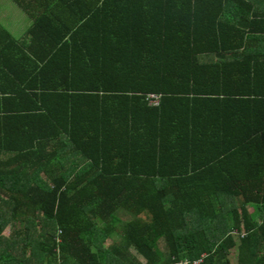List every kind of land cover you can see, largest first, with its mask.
Instances as JSON below:
<instances>
[{"label": "trees", "instance_id": "16d2710c", "mask_svg": "<svg viewBox=\"0 0 264 264\" xmlns=\"http://www.w3.org/2000/svg\"><path fill=\"white\" fill-rule=\"evenodd\" d=\"M12 1L0 264H264L258 0Z\"/></svg>", "mask_w": 264, "mask_h": 264}, {"label": "crops", "instance_id": "0c3cea01", "mask_svg": "<svg viewBox=\"0 0 264 264\" xmlns=\"http://www.w3.org/2000/svg\"><path fill=\"white\" fill-rule=\"evenodd\" d=\"M250 4L254 7L253 11H264V0H258L255 3L253 2ZM24 19H28V23L25 29H24V26L21 27L22 25L21 21ZM31 22H32V19L29 18L12 0L0 1V23L1 25L4 26L7 29V31L11 34V36L16 39L17 43H20V45H23L24 48L27 46L26 42L28 39V36L25 34ZM10 45H11L10 52H9L10 58H11L10 60L14 61V63L10 62V65L13 66V68L17 69V67H15L16 57L20 56L21 58L23 55L13 43ZM248 49H251V47H249ZM6 50L7 49L0 51V88L1 87L6 88L10 84L8 80H10L11 78H14L12 74H9L11 78L5 77L7 75H5L6 72L3 71L4 70L3 68H5V65L2 59V55L6 52ZM14 85H15L14 82H12L8 88L13 87Z\"/></svg>", "mask_w": 264, "mask_h": 264}, {"label": "rangeland", "instance_id": "374dc122", "mask_svg": "<svg viewBox=\"0 0 264 264\" xmlns=\"http://www.w3.org/2000/svg\"><path fill=\"white\" fill-rule=\"evenodd\" d=\"M0 1H7V0H0ZM8 1H10V0H8ZM21 23H22V25H21V27H23L24 26V29L26 28V25H27V23H28V19H24V20H22L21 21ZM26 33H27V31H26ZM25 34V33H24ZM25 35H27V34H25ZM250 209H251V207H250ZM252 210V209H251ZM110 239H107L106 240V244H108V243H110ZM230 259H231V261L232 262H235V260H236V250L235 249H231V251H230Z\"/></svg>", "mask_w": 264, "mask_h": 264}, {"label": "built area", "instance_id": "2783aa9c", "mask_svg": "<svg viewBox=\"0 0 264 264\" xmlns=\"http://www.w3.org/2000/svg\"><path fill=\"white\" fill-rule=\"evenodd\" d=\"M149 103L150 104H157L158 103V96L154 94H150L149 96Z\"/></svg>", "mask_w": 264, "mask_h": 264}]
</instances>
